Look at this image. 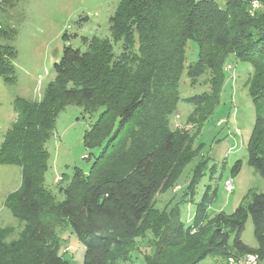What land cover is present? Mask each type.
I'll list each match as a JSON object with an SVG mask.
<instances>
[{
    "label": "trees",
    "instance_id": "obj_1",
    "mask_svg": "<svg viewBox=\"0 0 264 264\" xmlns=\"http://www.w3.org/2000/svg\"><path fill=\"white\" fill-rule=\"evenodd\" d=\"M251 1L119 0L109 37L82 36L84 49L64 45L43 97L16 99L17 119L0 148L1 164L21 168L22 184L5 206L25 223L18 232L0 228V264H70L55 235V226L64 223L84 243L83 264H139L138 257L144 264H199L209 256L229 264V258L249 253L264 260V192L253 193L232 213L209 211L204 197L189 224L178 207L152 206L162 181L175 180L201 147H194L189 129L172 125L179 102L193 105L187 122L200 133L219 104L233 58L254 67L247 86L256 121L247 153L248 164L264 179V0L254 15ZM16 33L3 36L13 39ZM192 41L198 56L188 61ZM1 48L0 73L7 76L12 65ZM185 71L192 86L202 79L208 88L181 97ZM73 103L97 113L84 144L98 152L88 173L75 167L63 175V198L57 200L44 185L46 144L59 113ZM241 168L237 160L232 172ZM202 170L196 165L193 182ZM249 217L255 246L242 238ZM147 232L143 248L138 240Z\"/></svg>",
    "mask_w": 264,
    "mask_h": 264
},
{
    "label": "rangeland",
    "instance_id": "obj_2",
    "mask_svg": "<svg viewBox=\"0 0 264 264\" xmlns=\"http://www.w3.org/2000/svg\"><path fill=\"white\" fill-rule=\"evenodd\" d=\"M223 1V0H219ZM119 0H13L6 5L0 0L1 53L11 61L12 73H0V148L6 134L17 119L15 101L18 97L40 100L47 85L54 80V64L62 56L63 47L70 42L75 47L82 44V36H110L109 20ZM17 31L13 39L3 36L5 31ZM68 34L69 39H64ZM76 35V36H75ZM198 56V46L192 41L187 50L188 61ZM226 70L219 104L197 134L196 126L187 122L193 105L181 100L172 118L173 127L189 129L195 135L194 147L201 144L196 157L170 183L163 180L153 199L156 211L179 208L185 224L193 220L197 204L206 197L208 210L232 213L239 205L251 200L253 193L264 192V179L248 164L247 143L256 121V108L249 94L247 80L254 74V67L237 59ZM235 74V79H233ZM194 86L183 73L180 82L181 97L207 89L200 83ZM97 113H84L83 108L68 104L59 113L53 135L47 141L49 167L44 185L57 200H61L60 186L66 185L64 174H71L75 167L88 173L98 150H90L84 144V134ZM237 160L242 161L238 173L232 172ZM202 164L201 175L194 181L196 165ZM63 177V179H62ZM231 179L234 189L226 188ZM22 184L21 168L15 164L0 163V228L18 232L25 223L5 206L7 196ZM15 234V233H14ZM59 253L70 264H83L85 246L69 224L55 226ZM151 233L140 237L144 248ZM249 245L257 244L254 226L249 217L242 236ZM57 244V243H56ZM138 255L134 253L136 258ZM136 262L144 264L138 257ZM199 264H225L220 257H207Z\"/></svg>",
    "mask_w": 264,
    "mask_h": 264
},
{
    "label": "built area",
    "instance_id": "obj_3",
    "mask_svg": "<svg viewBox=\"0 0 264 264\" xmlns=\"http://www.w3.org/2000/svg\"><path fill=\"white\" fill-rule=\"evenodd\" d=\"M261 7V3L259 0H253L250 4V13L254 15L256 11ZM234 65L232 63H229L226 65V70L233 69ZM235 74H233V79H235ZM226 188L229 191H232L234 189V185L231 179H227L226 182ZM229 264H264V260L260 258L259 254L257 253H249L241 258H235L231 257L228 260Z\"/></svg>",
    "mask_w": 264,
    "mask_h": 264
}]
</instances>
